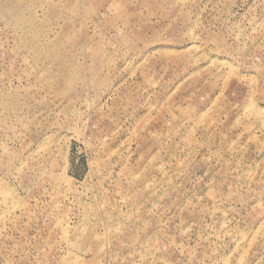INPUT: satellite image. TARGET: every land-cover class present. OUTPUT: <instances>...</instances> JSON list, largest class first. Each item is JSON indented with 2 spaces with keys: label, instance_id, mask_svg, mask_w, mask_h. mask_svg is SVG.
<instances>
[{
  "label": "rangeland",
  "instance_id": "1",
  "mask_svg": "<svg viewBox=\"0 0 264 264\" xmlns=\"http://www.w3.org/2000/svg\"><path fill=\"white\" fill-rule=\"evenodd\" d=\"M0 264H264V0H0Z\"/></svg>",
  "mask_w": 264,
  "mask_h": 264
}]
</instances>
